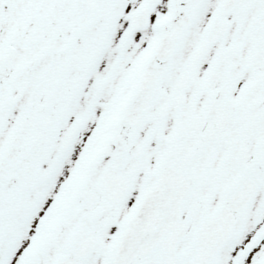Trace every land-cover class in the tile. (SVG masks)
Listing matches in <instances>:
<instances>
[{
  "label": "snow or ice",
  "instance_id": "6c2138e0",
  "mask_svg": "<svg viewBox=\"0 0 264 264\" xmlns=\"http://www.w3.org/2000/svg\"><path fill=\"white\" fill-rule=\"evenodd\" d=\"M0 264H264V0H0Z\"/></svg>",
  "mask_w": 264,
  "mask_h": 264
}]
</instances>
